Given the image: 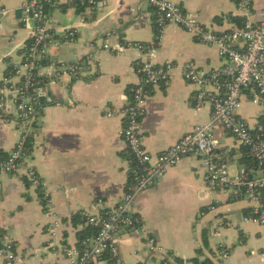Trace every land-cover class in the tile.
Wrapping results in <instances>:
<instances>
[{"label":"crops","instance_id":"1","mask_svg":"<svg viewBox=\"0 0 264 264\" xmlns=\"http://www.w3.org/2000/svg\"><path fill=\"white\" fill-rule=\"evenodd\" d=\"M26 1L0 0V9L8 11L0 20V151L8 156L20 132L16 103L2 90L19 82L10 78V67L21 62L36 26L32 20L23 22ZM168 1L199 13L202 23L218 32L240 28L238 21L244 22L236 0ZM251 2L253 20L259 21L264 0ZM50 15L53 44L49 59L37 71L34 97L45 106L34 117L33 151L16 173L0 174V243L12 241L13 264H69L64 250L79 246L82 233L92 231L88 217L116 206L131 186L133 162L126 155L123 110L132 99L139 82L137 68L145 58L137 45L152 44L156 36L154 10L139 0H102L95 8L58 0ZM166 61L177 66L171 86L150 89L141 119L144 146L153 155L211 117L209 105L195 108L197 88L184 80L182 67L191 64L204 72L225 65L217 48L176 25L166 27L159 50L157 62ZM78 63L83 66L79 77L61 74ZM239 114L253 125L260 109L246 99ZM215 135L217 164L231 175L250 167L248 150L232 134L218 127ZM27 166L45 183L48 211L39 189L27 180ZM203 208L208 212L200 215ZM250 209L236 192L208 187L199 156L185 157L138 198L134 213L142 230L118 237L122 264H160L165 256L171 264H194L189 260L199 249L201 260L211 258L216 264H264V227L243 221ZM56 219L61 226L53 230ZM204 230L209 232L208 249L203 245ZM150 238L166 253L151 252ZM222 248L227 254L219 260ZM0 264H5L1 257Z\"/></svg>","mask_w":264,"mask_h":264},{"label":"built area","instance_id":"2","mask_svg":"<svg viewBox=\"0 0 264 264\" xmlns=\"http://www.w3.org/2000/svg\"><path fill=\"white\" fill-rule=\"evenodd\" d=\"M139 1L145 2L154 10L156 36L152 44L137 45L145 58L137 68L139 82L133 88L132 99L123 110V138L133 162L131 186L116 206L104 209L100 215L88 217L87 225L95 232L82 239L79 246L64 250L69 264H122L118 237L123 233L134 235L142 230V222L134 213L138 198L163 180L167 172L183 158L191 155L202 159L205 180L210 189H230L239 194L249 202L251 208L243 221L264 227V14L259 21H255L251 0H236L243 14V26L218 32L205 26L199 13L187 10L175 2ZM57 2L58 0H27L24 4L23 22L32 20L36 26L22 53L21 62L13 66V74L10 76L17 78L18 83L23 82L24 89L33 86L39 65L49 59V49L53 44L50 9ZM68 2L79 7L95 8L100 6L102 0ZM7 13V10L0 9V20ZM169 25H176L200 42L217 48L225 65L220 69L204 72L191 64L182 67L184 80L197 88L193 97L195 108L200 110L209 105L211 117L207 123L196 126L165 151L153 155L144 146L141 119L146 114L150 89L169 88L173 72L177 68L172 61L162 64L157 62L165 29ZM69 34L75 35L74 32ZM104 48L108 49L109 46L105 45ZM91 63H94V59H91ZM82 68L79 63L72 64L64 68L61 74L79 77ZM17 84L8 83L2 90L9 93L16 103L20 137L8 158L0 162V174L16 173L26 166L31 157L24 149L33 131L37 102L35 97L25 95L24 89H18ZM246 99L260 109L259 120L253 125L239 114ZM111 116L113 113H108V117ZM218 127L227 130L248 150L254 160L253 168L242 167L231 175L225 166L215 162L219 148L215 135ZM26 174L30 185L41 190L45 210H50V199L44 189V181L32 167L27 166ZM101 203L102 200H99L98 204ZM60 226V221L56 219L52 229ZM148 243L151 252L166 253L164 247L153 238L148 239ZM226 254L222 248L217 257L220 260ZM0 257L5 260V264H13L16 260L11 240L0 243ZM160 264L171 262L165 256Z\"/></svg>","mask_w":264,"mask_h":264},{"label":"trees","instance_id":"3","mask_svg":"<svg viewBox=\"0 0 264 264\" xmlns=\"http://www.w3.org/2000/svg\"><path fill=\"white\" fill-rule=\"evenodd\" d=\"M236 22H237V21H236ZM238 23H239V25H240L241 27L243 26V24H241V22L238 21ZM46 61H47V60H46ZM46 61H44V62H46ZM11 70H12V72L10 73L9 76H11V75L13 74V66L10 67V71H11ZM16 87H17L18 89H24V84H23V82L18 83V84L16 85ZM36 88H37V85H36V82H35V83L33 84V86H31L30 88L24 89V93H25V95L34 97V96L36 95V92H35V89H36ZM36 102H37V104H36V110L39 109V111H40V110L43 111L45 104L42 103V102H38L37 100H36ZM32 126L36 127L37 124L35 123V124H33ZM33 147H34V139H33L31 136H29L28 139H27L26 148L24 149V151H25L28 155L31 156L32 151H33ZM126 155H127L128 158H131V157L129 156V154H126ZM7 158H8V154L4 153L3 151H0V161H3V160H5V159H7ZM248 159H250V161L248 162L249 164H251L250 167L253 168V167H254V161H252V157L250 156V154H248ZM28 185H29V183H28ZM39 192H40V196H41V190H39ZM263 199H264V194H263ZM207 209H208V208H203V209L201 210V214H200V215H205V214L208 212ZM91 229H92V228H91ZM93 232H95L93 229H92V231H88V230L84 231V232L82 233L81 239H84L85 237H87V236L93 234ZM202 239H203V245H204V247H205L206 249H208V248H209V232H208V231H206V230L203 231ZM202 255H203V250H202V249L197 250V257H196V258H193V259H191V260H189V262H192V263H194V264H216L215 261H214L213 259H211V258H206V259H204V260H201L200 257H201ZM110 262H111V261H110ZM180 262L183 263L184 261H183V260H180Z\"/></svg>","mask_w":264,"mask_h":264}]
</instances>
